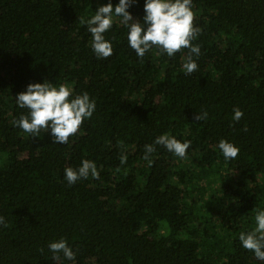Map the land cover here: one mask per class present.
Here are the masks:
<instances>
[{"label":"trees","instance_id":"trees-1","mask_svg":"<svg viewBox=\"0 0 264 264\" xmlns=\"http://www.w3.org/2000/svg\"><path fill=\"white\" fill-rule=\"evenodd\" d=\"M108 2L0 0V264H264L238 239L264 209V0H193L191 74L188 49L137 58L119 21L105 34L113 54L98 58L85 22ZM46 80L96 102L68 144L14 125L27 114L17 94ZM164 134L191 142L186 157L155 145L145 160ZM84 159L99 178L69 185L65 168ZM60 239L75 260L52 259Z\"/></svg>","mask_w":264,"mask_h":264},{"label":"clouds","instance_id":"clouds-1","mask_svg":"<svg viewBox=\"0 0 264 264\" xmlns=\"http://www.w3.org/2000/svg\"><path fill=\"white\" fill-rule=\"evenodd\" d=\"M137 3L139 0H118L114 6L109 0L87 19L85 23L87 32L91 34L90 45L96 56L108 58L113 54V43L105 34L119 21L127 28V44L137 58L143 59L150 50L171 58L182 49H188L183 71L191 74L197 70L198 64L193 56L199 57L201 50L198 44L192 42L197 39L200 29L193 23V0H144L142 20L134 18L130 11ZM15 102L20 109H27V114H22L14 125L33 136L41 130L48 132L50 129L57 144H68L69 138L81 129L84 121L90 119L96 109V102L88 92L77 95L71 87L65 84L56 86L47 80L28 84L25 91L17 94ZM233 111V120L238 122L243 112L239 108ZM206 118V112L198 116V119ZM155 145H162L175 157L183 159L191 142H181L167 134L160 135L154 144L145 145V160H149ZM218 148L225 161L235 159L240 151L234 143L225 139L219 141ZM120 159L122 164L127 162L126 155L122 154ZM89 176L98 179L99 171L96 163L88 159H84L76 169L67 167L64 170V179L69 185ZM254 222V227L241 231L238 239L242 248L253 253L257 261H264V209L256 211ZM0 223H3L2 218ZM48 248L53 253L52 259L57 262L61 253L66 261L75 260V253L65 239L50 242Z\"/></svg>","mask_w":264,"mask_h":264}]
</instances>
